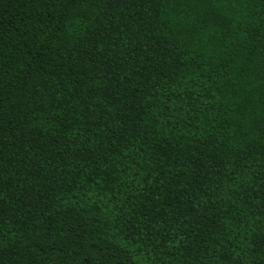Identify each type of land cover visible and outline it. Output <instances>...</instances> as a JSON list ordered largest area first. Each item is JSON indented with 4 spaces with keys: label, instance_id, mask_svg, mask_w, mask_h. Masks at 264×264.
Wrapping results in <instances>:
<instances>
[{
    "label": "trees",
    "instance_id": "16d2710c",
    "mask_svg": "<svg viewBox=\"0 0 264 264\" xmlns=\"http://www.w3.org/2000/svg\"><path fill=\"white\" fill-rule=\"evenodd\" d=\"M0 264H264V0H0Z\"/></svg>",
    "mask_w": 264,
    "mask_h": 264
}]
</instances>
